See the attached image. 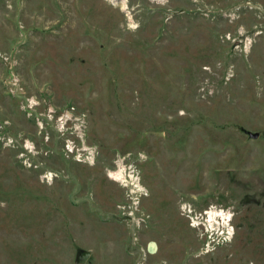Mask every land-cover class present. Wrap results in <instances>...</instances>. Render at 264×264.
<instances>
[{"label": "rangeland", "instance_id": "rangeland-1", "mask_svg": "<svg viewBox=\"0 0 264 264\" xmlns=\"http://www.w3.org/2000/svg\"><path fill=\"white\" fill-rule=\"evenodd\" d=\"M0 264H264V0H0Z\"/></svg>", "mask_w": 264, "mask_h": 264}, {"label": "built area", "instance_id": "built-area-1", "mask_svg": "<svg viewBox=\"0 0 264 264\" xmlns=\"http://www.w3.org/2000/svg\"><path fill=\"white\" fill-rule=\"evenodd\" d=\"M28 104H29V107H31V106H33V105H35V101L33 100V99H28ZM73 151V150H72ZM135 171H136V169L134 168L133 170H132V172H133V178L130 180V184H131V191L132 192H134L135 193V196H137L139 193H141L142 191H143V186L141 185V183H140V180H139V176H138V174H134L135 173ZM136 173H137V171H136ZM115 175V174H114ZM121 178H122V180H123V182H126L127 184H128V182H127V180L124 178V176L121 174ZM115 177H118L117 175H115ZM137 198V197H136ZM213 211V210H212ZM212 216H208V217H205L204 218V221L205 222H200L201 224H203L204 226H205V228L207 229V230H209V229H211L210 227L212 226L211 224H213L214 223V221H216V217H218V215L220 216V218H221V220H222V222H223V224H224V221H223V218H222V215H221V212L220 213H218V212H216V211H214V212H212ZM227 217V216H226ZM219 217H218V219H220ZM225 224H226V221H225ZM209 228V229H208ZM227 232L228 233H230L228 230H227Z\"/></svg>", "mask_w": 264, "mask_h": 264}, {"label": "water", "instance_id": "water-1", "mask_svg": "<svg viewBox=\"0 0 264 264\" xmlns=\"http://www.w3.org/2000/svg\"><path fill=\"white\" fill-rule=\"evenodd\" d=\"M249 136L251 137H257V133H249ZM90 256V251L89 250H79L76 254L75 261L84 263Z\"/></svg>", "mask_w": 264, "mask_h": 264}, {"label": "bare ground", "instance_id": "bare-ground-1", "mask_svg": "<svg viewBox=\"0 0 264 264\" xmlns=\"http://www.w3.org/2000/svg\"><path fill=\"white\" fill-rule=\"evenodd\" d=\"M113 178V177H112Z\"/></svg>", "mask_w": 264, "mask_h": 264}]
</instances>
